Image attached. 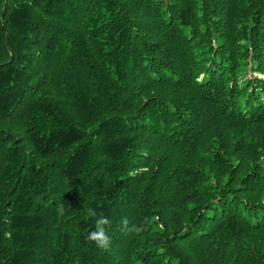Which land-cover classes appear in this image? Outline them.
Instances as JSON below:
<instances>
[{"label":"trees","instance_id":"obj_1","mask_svg":"<svg viewBox=\"0 0 264 264\" xmlns=\"http://www.w3.org/2000/svg\"><path fill=\"white\" fill-rule=\"evenodd\" d=\"M0 264H264V0H0Z\"/></svg>","mask_w":264,"mask_h":264},{"label":"clouds","instance_id":"obj_2","mask_svg":"<svg viewBox=\"0 0 264 264\" xmlns=\"http://www.w3.org/2000/svg\"><path fill=\"white\" fill-rule=\"evenodd\" d=\"M62 211H64L63 206L61 207V212ZM90 214L95 215V210H92ZM108 223L109 221L107 218L103 216H97L94 229L87 234L85 239L95 243L97 247L107 250L111 245V238L108 236L105 229V225ZM123 225L124 228H122V231L127 229L128 226L126 218L123 221Z\"/></svg>","mask_w":264,"mask_h":264}]
</instances>
